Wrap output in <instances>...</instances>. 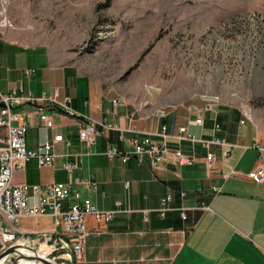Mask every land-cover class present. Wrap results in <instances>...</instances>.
Instances as JSON below:
<instances>
[{"label":"crops","instance_id":"1","mask_svg":"<svg viewBox=\"0 0 264 264\" xmlns=\"http://www.w3.org/2000/svg\"><path fill=\"white\" fill-rule=\"evenodd\" d=\"M12 2L0 0V19L4 10L13 23L0 24V92L22 88L23 93L34 97L56 94L55 98L61 100L69 96V106L79 114L69 115L48 106L45 113L53 126L46 127L32 105L22 107L28 126L24 146L28 150H36L38 144L51 141L56 134H61L64 141L53 144L57 156L50 165L39 167L31 158L22 169L14 171V182H65L97 208L119 211L108 223L86 218L88 234L76 264H264V181L256 183L248 176L257 166V150L252 145L255 141L263 144L256 119L241 126L238 123L243 108L226 102L212 103L195 97L170 102L159 98L160 92L148 90L147 96L134 102L123 92L97 89L87 74L72 64L71 27L52 36L43 33L38 24L29 28L23 16L33 17L39 11L29 0H16L17 10L12 8ZM26 69L33 72L26 74ZM206 105L211 109L205 110ZM191 106L197 110L191 111ZM156 108L165 113L154 115ZM197 116L202 118V125L193 124ZM89 119L102 120L110 126L100 128L102 134L92 145L80 142L77 131ZM162 125L169 134L185 126L197 139L167 140L170 150L179 149L193 156L192 163L181 164L168 157L153 166L145 155L141 161L131 155L125 162L105 155L109 144L131 152L132 139L156 133ZM215 125L219 130H214ZM133 126L138 133L131 131ZM5 133L0 128V145ZM212 137L235 146L227 155L221 145L206 148L201 140ZM151 138L157 144L162 142L155 134ZM207 151L214 156L211 166L205 160ZM73 153L78 154L77 165L68 172L62 166ZM223 172L231 174L222 179ZM215 185L220 186L219 193L210 189ZM168 195L170 209L161 217L157 208ZM181 208L185 209V219L180 215ZM42 217L50 216L33 220ZM38 224L34 221L28 227L20 222L17 229L56 230Z\"/></svg>","mask_w":264,"mask_h":264},{"label":"rangeland","instance_id":"2","mask_svg":"<svg viewBox=\"0 0 264 264\" xmlns=\"http://www.w3.org/2000/svg\"><path fill=\"white\" fill-rule=\"evenodd\" d=\"M104 1L29 0L38 16L22 20L50 36L70 26L72 64L97 89L123 92L134 102L155 91L170 102L195 97L246 107L264 145V0H113L96 7ZM34 221L54 229L50 217L20 222L32 227ZM21 238L47 259L69 264L42 236ZM15 257L8 255L5 264Z\"/></svg>","mask_w":264,"mask_h":264},{"label":"built area","instance_id":"3","mask_svg":"<svg viewBox=\"0 0 264 264\" xmlns=\"http://www.w3.org/2000/svg\"><path fill=\"white\" fill-rule=\"evenodd\" d=\"M1 25L8 24L6 20H0ZM25 73L30 74L31 70L26 69ZM56 97V94H55ZM55 97H34L30 93H23L22 88L13 90L9 93L0 92V128H4L6 136L2 145H0V253L9 247L25 241L27 246H31L29 240L21 237L24 235L35 234L42 236L45 244L51 249V252L57 253L62 260L69 262L77 261L81 257L82 243L87 236L86 218L91 217L97 223L110 222L117 212L116 209L102 210L94 206L92 201L83 197L80 191L73 188L71 184L65 182H55L46 185L25 184L14 182V171L22 169L24 164L31 158L37 160L38 166L43 167L50 165L57 156L54 150V145L64 141L61 134L53 136L51 141H45L38 144L36 150H28L25 145V136L27 132V123L24 121L25 105H32L35 111L39 114L41 120L46 127H52L53 124L45 113L48 106L57 107L64 113L74 116L79 114L74 111L70 105L71 98L64 96L61 100ZM39 104V105H38ZM211 109L210 105H206V109ZM191 111H196L195 106L190 107ZM246 107L240 112L242 118L239 123L241 126L247 120L252 118L250 111ZM165 113L163 109L153 111L154 115L162 116ZM193 124L202 125V118L197 116ZM102 129L110 128L105 121H95L93 119L86 120L82 127L79 128L78 135L80 142L92 145L98 136L102 134ZM156 133H145L144 138H135L131 140L132 151H120L115 145L109 144L105 155L108 157H118L122 162H125L131 155L135 156L138 161H141L143 156H148L151 162L156 165L159 161H163L171 157L181 164H190L195 158L180 152L179 149L170 150L167 147V140H186L194 142V136L189 133L185 126H179L177 133H167L165 125L159 127ZM131 131L138 133L134 126ZM215 131L219 130L218 125H215ZM151 134H155L162 138V142L157 144L151 138ZM122 138V135L120 136ZM205 147L210 144L223 146L225 149L224 155L230 151L229 149L235 146L225 140L212 137L210 140H201ZM257 150V166L248 176L256 183L264 181V145L255 141L252 145ZM78 154H69V159L63 163V168L66 171H72L77 165ZM205 160L208 166H211L214 160L212 152L207 151ZM231 173L234 174L232 171ZM223 172L222 179H227L229 174ZM220 186H212L210 189L214 193L220 192ZM184 196V193H182ZM35 199L34 202H31ZM169 195L162 198L157 208L159 216L163 217L166 211L170 209ZM67 203L65 207L64 204ZM181 216L185 219V209L181 208ZM41 216H50L56 230H33L30 232L18 231L19 221L23 218H38ZM146 216V214H145ZM144 217L147 220V217ZM33 241V240H32ZM5 257L3 264H5ZM54 260L55 258L52 257ZM55 261V260H54Z\"/></svg>","mask_w":264,"mask_h":264},{"label":"water","instance_id":"4","mask_svg":"<svg viewBox=\"0 0 264 264\" xmlns=\"http://www.w3.org/2000/svg\"><path fill=\"white\" fill-rule=\"evenodd\" d=\"M18 246L19 243L6 247V249L0 253V259H3L10 254H15L16 257L13 259V261L7 264H57L53 259H47V257L37 254L33 247L27 246L28 248H30L31 251L35 252L36 254L30 256L23 255L18 252ZM71 264H76V262L72 261Z\"/></svg>","mask_w":264,"mask_h":264},{"label":"bare ground","instance_id":"5","mask_svg":"<svg viewBox=\"0 0 264 264\" xmlns=\"http://www.w3.org/2000/svg\"><path fill=\"white\" fill-rule=\"evenodd\" d=\"M22 242H25V241H20L19 242V248H18V252L19 253H21V254H23V255H33V254H39V255H41V256H44V254H43V252H42V250H39V251H36V253L35 252H33V251H31L30 250V248H28L26 245H24ZM24 245V246H23ZM4 259V258H3ZM3 259H0V264H3Z\"/></svg>","mask_w":264,"mask_h":264},{"label":"trees","instance_id":"6","mask_svg":"<svg viewBox=\"0 0 264 264\" xmlns=\"http://www.w3.org/2000/svg\"><path fill=\"white\" fill-rule=\"evenodd\" d=\"M111 1L113 0H105L104 2H102L101 4L97 5L96 7L98 8L100 5L101 6H107Z\"/></svg>","mask_w":264,"mask_h":264}]
</instances>
